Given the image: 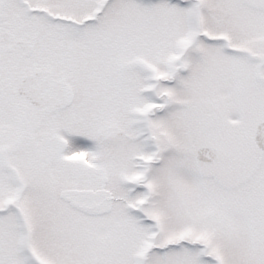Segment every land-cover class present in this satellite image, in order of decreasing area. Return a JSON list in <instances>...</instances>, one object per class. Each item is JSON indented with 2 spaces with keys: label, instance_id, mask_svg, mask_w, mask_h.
<instances>
[{
  "label": "snow or ice",
  "instance_id": "6c2138e0",
  "mask_svg": "<svg viewBox=\"0 0 264 264\" xmlns=\"http://www.w3.org/2000/svg\"><path fill=\"white\" fill-rule=\"evenodd\" d=\"M0 264H264V0H0Z\"/></svg>",
  "mask_w": 264,
  "mask_h": 264
}]
</instances>
